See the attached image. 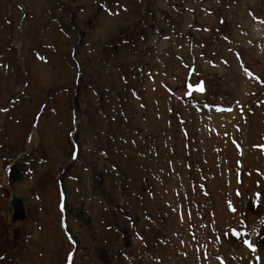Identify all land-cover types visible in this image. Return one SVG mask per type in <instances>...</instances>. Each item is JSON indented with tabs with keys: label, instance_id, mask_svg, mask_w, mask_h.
<instances>
[{
	"label": "rangeland",
	"instance_id": "374dc122",
	"mask_svg": "<svg viewBox=\"0 0 264 264\" xmlns=\"http://www.w3.org/2000/svg\"><path fill=\"white\" fill-rule=\"evenodd\" d=\"M42 1L0 0V264H264V0Z\"/></svg>",
	"mask_w": 264,
	"mask_h": 264
},
{
	"label": "bare ground",
	"instance_id": "6f19581e",
	"mask_svg": "<svg viewBox=\"0 0 264 264\" xmlns=\"http://www.w3.org/2000/svg\"><path fill=\"white\" fill-rule=\"evenodd\" d=\"M29 5H30V10L33 11V9L36 11L41 7V5H44L43 1L42 0H27ZM32 2L34 3V6H32ZM41 15V14H40ZM31 16V15H30ZM104 17V16H103ZM28 18V17H27ZM38 20V19H37ZM104 24V23H103ZM106 25V24H105ZM36 32V31H35ZM34 33V32H33ZM37 34V33H36ZM33 35V34H32ZM29 36L27 37V40H29ZM34 38V37H33ZM35 39V38H34ZM25 41V42H26ZM55 42V41H54ZM27 43V42H26ZM31 45V43H30ZM36 55V54H35ZM34 71L38 72L37 74H34L36 76L37 79L41 80L42 81V85L39 89L35 88V87H29L30 90L29 92H32V93H35L34 96H40L39 94H36V93H41V90L43 89L42 87H45L46 84L48 83L49 79L51 78L50 77V74L49 72L44 69V66H40L38 64L36 65H32L31 67ZM11 73H13V70L10 69ZM53 74V73H52ZM51 74V75H52ZM66 74H64V71L63 70H59L57 71L56 73V78L57 80H60V79H64ZM55 76V75H54ZM54 79V77H53ZM2 80V79H1ZM33 81V80H32ZM36 82V81H35ZM34 84V83H32ZM240 85V84H239ZM54 88V87H53ZM12 90V80L10 78V83L7 84V83H0V96L3 98L8 92H10ZM28 93V92H27ZM27 97V96H26ZM157 100V99H156ZM264 108V107H262ZM260 108V109H262ZM34 109L29 107V106H26L25 107V110L24 111H20L18 112L16 109H14V111L11 113L12 116H14L16 119L18 118V115L19 117L21 118V120H23L24 118L25 119H28L29 117H32L34 116ZM262 111V112H260ZM256 114V115H255ZM26 117H25V116ZM260 116V119H258V117ZM252 132L255 133L258 129H260V125H259V121L264 123V110H256L254 112V115L252 116ZM24 119V120H25ZM222 120H219L218 122H221ZM51 125V124H50ZM264 129V127H263ZM258 135V133H257ZM264 137V136H263ZM251 138V137H250ZM214 142V141H213ZM264 142V141H263ZM216 145V144H215ZM211 146V145H210ZM211 148V147H210ZM220 149V148H218ZM209 151V149H208ZM218 151V150H217ZM248 152V151H247ZM250 155L246 156L245 159H244V162L246 167H249V169H256L257 170V175L256 177L258 176V178L260 179L261 178V174L260 171H263L264 170V163L262 162V159L260 158L261 154L259 152H250L249 153ZM224 156V161H222V163H225V166L221 165L220 166H215L216 171L215 174H216V178L214 179V182L212 183V192H213V197H214V200H215V203H216V206H215V209H216V214L218 216V219H219V222L220 223H226L228 222L229 219H231V216H229V214H227L226 210L228 209V206L229 204H231L230 202L232 201V196H228L229 193H230V190L233 189V183L232 181L230 180V175L229 173L232 171V169L235 168L234 164L231 163L232 159L234 157V152L232 150V148H229L227 150H224L223 152H220L219 151V154L217 156V158L214 160L215 163H218L222 158L221 156ZM214 156V155H213ZM220 163V162H219ZM227 167H230V171H229V168ZM214 168V169H215ZM236 170V169H235ZM236 173V172H235ZM250 173V172H249ZM256 173V172H255ZM252 175V174H251ZM232 177V176H231ZM246 182V180H245ZM249 182V181H248ZM243 190V189H242ZM245 190V189H244ZM233 192H234V189L232 190V195H233ZM243 192V191H242ZM231 194V193H230ZM11 196V195H10ZM243 196V195H242ZM241 196V197H242ZM10 199V197H9ZM242 200V199H241ZM239 205L241 204V201L239 200ZM243 204V203H242ZM263 254V252H262ZM263 258V257H262Z\"/></svg>",
	"mask_w": 264,
	"mask_h": 264
},
{
	"label": "water",
	"instance_id": "95a60500",
	"mask_svg": "<svg viewBox=\"0 0 264 264\" xmlns=\"http://www.w3.org/2000/svg\"><path fill=\"white\" fill-rule=\"evenodd\" d=\"M8 209L12 212V221L22 223L25 221L27 215L22 199L15 193H11L8 199Z\"/></svg>",
	"mask_w": 264,
	"mask_h": 264
},
{
	"label": "crops",
	"instance_id": "0c3cea01",
	"mask_svg": "<svg viewBox=\"0 0 264 264\" xmlns=\"http://www.w3.org/2000/svg\"><path fill=\"white\" fill-rule=\"evenodd\" d=\"M8 204V203H7Z\"/></svg>",
	"mask_w": 264,
	"mask_h": 264
}]
</instances>
